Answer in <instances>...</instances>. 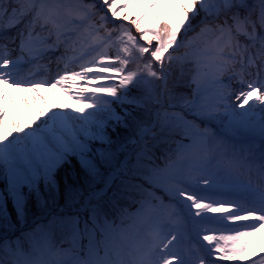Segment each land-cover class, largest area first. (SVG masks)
I'll return each instance as SVG.
<instances>
[{
    "label": "snow or ice",
    "instance_id": "obj_1",
    "mask_svg": "<svg viewBox=\"0 0 264 264\" xmlns=\"http://www.w3.org/2000/svg\"><path fill=\"white\" fill-rule=\"evenodd\" d=\"M262 230L264 0H0V264H264Z\"/></svg>",
    "mask_w": 264,
    "mask_h": 264
},
{
    "label": "rangeland",
    "instance_id": "obj_2",
    "mask_svg": "<svg viewBox=\"0 0 264 264\" xmlns=\"http://www.w3.org/2000/svg\"><path fill=\"white\" fill-rule=\"evenodd\" d=\"M160 13H161V9L153 10L154 15H159ZM8 88L12 89L11 87H8ZM9 89H6V90L8 91ZM8 92H10V90ZM45 95L47 96L49 94L46 92ZM64 99L67 100L69 103L72 102L67 97H64ZM7 107H8L9 115L5 119V127H10L11 122L13 120H19L21 123H24L26 120L30 119L31 117L35 115V110L34 109L30 110L27 104H25L21 98L15 97L14 101H12L11 103H7ZM262 235H264V230H262ZM259 236L260 235H258V237Z\"/></svg>",
    "mask_w": 264,
    "mask_h": 264
},
{
    "label": "bare ground",
    "instance_id": "obj_3",
    "mask_svg": "<svg viewBox=\"0 0 264 264\" xmlns=\"http://www.w3.org/2000/svg\"><path fill=\"white\" fill-rule=\"evenodd\" d=\"M11 92H13L14 91V95H15V97H18V96H24V95H32L31 93H21L20 92V90H18L19 91V93H15V90H10ZM46 92V91H45ZM259 243H260V238H257V246L259 245Z\"/></svg>",
    "mask_w": 264,
    "mask_h": 264
}]
</instances>
